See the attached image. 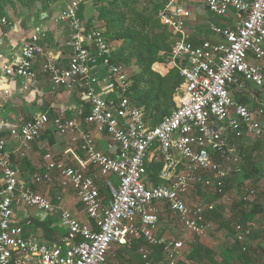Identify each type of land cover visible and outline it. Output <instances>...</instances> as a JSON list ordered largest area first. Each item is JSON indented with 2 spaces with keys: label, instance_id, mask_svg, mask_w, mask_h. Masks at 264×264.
<instances>
[{
  "label": "built area",
  "instance_id": "built-area-1",
  "mask_svg": "<svg viewBox=\"0 0 264 264\" xmlns=\"http://www.w3.org/2000/svg\"><path fill=\"white\" fill-rule=\"evenodd\" d=\"M62 1L65 7L55 21L68 27V36L62 42L68 62L64 67L47 63L44 70L52 86L82 90L89 104L84 122L95 132L109 136L118 153L112 156L101 151L92 134L81 128L78 118L63 113L52 117L39 113L10 129V135L24 145L50 127L60 135L71 133L72 141L81 140L92 173L54 161L47 153V169L33 173L31 179L52 183L50 170H55L60 183L73 190L87 220L92 221L89 223L21 180L17 166L4 150L6 140L0 138V264H113L109 260L113 245H125L131 238H142L149 246L161 248L167 263L175 264L182 255L183 240L156 233L160 204L184 231L201 237L206 212L216 203L233 199L226 193L225 181L239 157L236 146L219 127L228 128L236 136L264 140V121L229 92V86L242 90L246 83L252 84L261 95L259 104L264 111V0H206L210 12L225 15L233 11L238 23L235 28L213 27L220 39L199 45L186 38L188 10L176 0H167L158 7L155 16L175 35V41L168 58L154 62L152 68L158 72L176 68L182 82L171 113L154 126L125 94L131 79L123 64L109 62L111 46L101 29L86 26L79 17L82 1ZM43 51L38 37L33 36L24 45L20 60L3 66L1 81L32 79V61ZM98 66L107 73L102 86ZM153 153L162 160L159 183L155 185L144 178L145 161ZM100 182L109 192L106 203L99 193ZM193 185L212 190L215 201L191 199ZM254 195L255 190L246 186L240 200H252ZM16 201L43 214L56 212L64 233L56 241L26 236L24 225L13 219ZM29 223L26 220L25 224ZM259 225L264 230V218ZM234 232L235 238L242 241L249 237L251 228L236 222ZM150 251L148 247L139 249L143 264H150Z\"/></svg>",
  "mask_w": 264,
  "mask_h": 264
},
{
  "label": "crops",
  "instance_id": "crops-1",
  "mask_svg": "<svg viewBox=\"0 0 264 264\" xmlns=\"http://www.w3.org/2000/svg\"><path fill=\"white\" fill-rule=\"evenodd\" d=\"M176 2L190 12L189 16L185 19V34L187 40L193 45H199L205 40L216 42L220 37L214 32L213 27L235 28L238 23V17L233 11L225 15H216L210 12L206 6V0H176ZM65 4L66 2L62 0H29L21 9H17V11L12 13H6V15L0 17V138L6 140L4 150L17 166L20 179L25 181L34 191L41 192V194L46 193L42 186L45 183L34 182L31 179V175L47 169L45 159L47 153L51 155L54 161H60L66 165L81 168L88 173H92L93 168L86 163L81 140L72 141V134L69 132L60 135L50 127L43 130L39 138L26 145L22 144L18 138H13L10 135L11 128H16L22 123L32 120L39 113H47L51 117L60 113L69 117H77L81 128L88 130L92 134L101 151L112 156H116L118 153L117 146L109 136L95 132L91 126L84 122V116L89 110V104L85 100L82 90L67 91L62 87L52 86L44 70V66L47 63H54L59 67H64L68 62V52L62 46L63 40L68 36V27L66 24L61 25L55 21L57 15L65 7ZM79 17L85 25L91 19V27L95 26L92 25V16L86 20L82 18L80 13ZM2 18L5 19V22L1 21ZM33 36L38 37V42L44 51L32 61V70L34 72L32 79L13 77L1 81L4 78L3 66L6 64L13 65L18 62L22 57L24 45ZM96 70H98L97 73L102 80V86L107 73L101 66H98ZM165 72L167 71L158 73ZM250 86L252 92L249 94L248 99H251V104L247 105L255 112L260 121H264V111H261L259 107L261 111L259 113L260 111L255 110L254 105H252L254 102L259 104L261 95L252 84ZM246 87L248 86L246 85ZM246 87L245 89L238 90L234 86H229V92L236 101L243 103L247 97L241 96L236 90L241 92L246 90ZM5 90H8V92L5 93ZM85 105H87V110ZM79 109L82 110L81 114H78ZM219 129L227 136L229 142L236 146L239 159L233 164V170L235 169L236 171L241 168L242 174L245 176L244 182L248 183L250 187L252 186L251 184L256 187L257 193L259 192L257 202L264 208V146L262 147L261 145L253 151V163L249 166L239 153L238 147L242 142L241 138H237L235 133L226 127L220 126ZM241 136L245 138L243 145L248 150V146H252L249 141L255 138L247 135ZM241 171L238 174H241ZM50 172L51 174H55L58 185V188H55L53 196L49 197L52 203L68 208L84 222L92 223L84 215L82 206L77 201L73 190L60 183L55 170H50ZM112 180L117 182L114 176H112ZM98 186L99 189L103 187L107 190L101 182ZM163 209L168 211L164 204H160V213ZM168 213L175 218L169 211ZM259 217H262V215L256 214L255 218L259 219ZM13 219L16 223L24 225L26 236L34 235L43 237L46 240L56 241L64 233V228L58 223L56 212L43 214L33 207L22 204L20 201H16L15 203ZM26 220H30V223L25 224ZM175 220L179 224L176 218ZM157 234L166 235L162 233ZM135 239L139 238H131L128 243L130 242L131 244ZM144 242L145 245L137 249L138 255L140 248H150L149 262L151 264L152 252H154L153 248L157 246L151 247L146 241ZM262 243L264 244V242ZM115 245L119 250L124 251H128L130 246L125 247L119 244H114L113 246ZM157 248V250H160V256L168 264L161 252V248ZM260 251H263L262 248L257 250L258 253H256L255 257L260 260V264H264V254H260ZM133 259L134 262L132 261L129 264H135V261H138L137 256Z\"/></svg>",
  "mask_w": 264,
  "mask_h": 264
},
{
  "label": "trees",
  "instance_id": "trees-1",
  "mask_svg": "<svg viewBox=\"0 0 264 264\" xmlns=\"http://www.w3.org/2000/svg\"><path fill=\"white\" fill-rule=\"evenodd\" d=\"M28 1L0 0V17L6 15L8 7L21 9ZM165 2L167 0H102L99 4L96 2L98 5L95 14L92 16V19L99 23L96 27L101 29L104 39L111 46L109 62L123 64L126 69L127 67L130 68V74H128L131 85L125 94L136 107L143 110L145 120L151 126L157 125L171 113L175 105L174 95L182 82V77L176 68H171L165 73H158L152 69L154 62H162L168 58L175 41V35L155 16V9ZM82 5L81 2L78 11L79 16ZM138 5H142L143 8L138 9ZM86 25L91 26V19ZM237 138H241L242 141L238 147L239 153L243 156L244 161L251 166L253 151L261 145L263 147L264 141L252 139L249 141L252 146H248V150H246L243 145L245 138L243 136H237ZM145 167V180L152 185L157 184L162 161L156 153L146 159ZM99 193L106 203L109 198L108 191L101 187ZM255 195L256 197L251 203L248 202L251 205L249 209L245 207L247 201L241 200V204H232L229 207L232 212L229 214V216L231 215L230 218H226V210L228 209L226 206L216 205L214 209L206 212V221L216 218L220 222L219 225L225 224L232 231H234V223L236 222L251 228L248 238L242 241L235 239L231 247L223 252L224 259L230 256L229 264H260V260L255 257L258 253L257 250L262 248L263 251L259 253L264 254V244L262 243L264 242V230L259 225L261 218H264V208L257 202L259 192H255ZM256 214H260L262 217L256 219ZM254 224L257 227V229L255 227L256 231L251 227ZM257 231L261 234L255 237ZM187 234L183 232L179 238H183ZM128 245L130 242L124 246L127 247ZM142 245H145V242L139 238L132 241L129 247L131 250L137 251ZM198 245L189 250V246L183 242L181 252L184 254L188 251L186 258L193 260L196 264L220 263L218 259H214L215 257L211 255L208 248L204 250L203 244ZM242 247H245L244 250ZM153 249L155 252L158 248L154 247ZM121 252L125 255V251L120 249L117 256H121ZM137 257L138 261H135V264H142L140 256ZM152 257L151 259L154 261V257Z\"/></svg>",
  "mask_w": 264,
  "mask_h": 264
},
{
  "label": "rangeland",
  "instance_id": "rangeland-1",
  "mask_svg": "<svg viewBox=\"0 0 264 264\" xmlns=\"http://www.w3.org/2000/svg\"><path fill=\"white\" fill-rule=\"evenodd\" d=\"M83 5L81 7L80 13L83 19H90L91 16H93L95 14V9L97 7V5L99 3H101L102 0H81ZM98 2V4L96 3ZM143 6L142 5H138V9H142ZM158 8L155 9V11ZM149 10V8H148ZM17 11L16 8H7V13H12ZM92 25L98 26L99 23H97V21H92ZM127 72L130 74V68L127 67ZM246 85L248 87H246V90H243L241 92H239L238 90H236L237 93H240L241 96H244L245 98L247 97L246 101L243 102L245 104H251V99H248L249 94L252 92L251 90V86L250 84L246 83ZM243 101V100H242ZM254 101V100H253ZM252 105H254V109L255 110H259L260 105L257 102H254ZM242 161V160H241ZM247 166V165H246ZM241 171V168L236 170L234 169L232 175L229 177L228 180L225 181V187H226V193L232 195L231 201L229 203H218L217 206H226L228 209L226 210V218H230L229 214H231V210H230V206L234 203H239L241 204V197H242V192L244 190V188L246 186L250 185L244 182V177L241 171V174H238ZM250 182V181H248ZM115 184H117V182H114ZM253 186V184H251ZM44 187V191H46V193H42L44 194L47 198H51V195L53 196V194L55 193V188H58L57 185V179L55 174H52V183H46L42 185ZM253 189H255V192L257 193V189L256 187H252ZM35 189V188H34ZM41 193V192H40ZM256 197V195L254 196ZM253 197V198H254ZM49 198V199H50ZM190 198L191 199H195V200H202V201H206V202H214L215 197L213 195V191L210 189H203L200 186H191V192H190ZM252 199V198H251ZM253 200V199H252ZM252 200H248L247 203L245 204L246 208L249 209L250 208V204ZM249 202V203H248ZM167 209V208H166ZM40 212V211H39ZM231 212V213H230ZM42 213V212H41ZM220 222L218 220H216V218H213L211 220H207L206 221V228L204 231V234L201 237L195 236L187 231H184L179 224L177 223V221L175 220V218H173L168 211H166L165 209H163L160 213V218H159V223L156 227V233H162V234H166V235H171L172 237L178 238L179 236L183 235V232L188 233L187 235H184L183 238H181L183 240V242L185 244H187L189 247V250H192V248H195L197 246H199L198 244H203V249L204 250H210L211 251V255L213 257H215L214 259H218L219 260V264H229L230 262V256L226 257L224 259L223 256V252H226V250L231 247L232 243L234 242L235 238V232L232 231L231 229H229V226L227 227V225H219ZM255 231L257 229V227L252 225L251 226ZM256 227V229H255ZM261 233L257 231V233L255 232V237L259 236ZM256 240V239H255ZM258 240V238H257ZM131 245V244H130ZM118 250L119 248H117V246H113L112 250H111V254H110V262H112L113 264H129L130 262H132L134 259V257L136 258V256H138V251H133L130 249L128 252L125 251V255L122 254L121 252V256H117L118 254ZM186 251L183 255L180 256V258L178 259V261L176 262V264H196V262H194L193 260H188L186 258L187 255ZM153 253V260L151 262V264H166V262L163 260V257H161L159 250L152 252ZM134 262V261H133Z\"/></svg>",
  "mask_w": 264,
  "mask_h": 264
}]
</instances>
